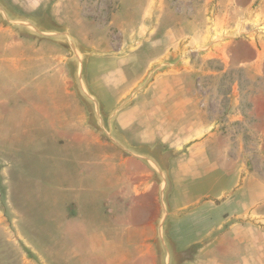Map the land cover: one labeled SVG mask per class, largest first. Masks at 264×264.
<instances>
[{"label": "rangeland", "instance_id": "rangeland-1", "mask_svg": "<svg viewBox=\"0 0 264 264\" xmlns=\"http://www.w3.org/2000/svg\"><path fill=\"white\" fill-rule=\"evenodd\" d=\"M262 10L264 14V0H0V27L10 26L19 35L0 31V54L5 53L7 40L30 37L44 48L48 46L43 40L60 42L64 55L72 58L71 91L76 93L65 94L50 65L29 61L16 85L23 88L24 99L0 92V112L13 103L18 104L15 110L24 111L38 88L47 105L50 100L74 104L75 87L87 83L84 54L107 52L124 59L120 65L128 80L120 92L128 93L123 102L126 112L136 111L132 115L137 126L128 131L135 143L140 142L141 121L147 129L154 121L149 117L151 99L157 104L155 97L161 98L166 89L174 100L188 102L192 116L190 141L177 154L168 144H143L136 196L126 199L123 207L118 202L128 190V167L120 164L123 150L115 142L106 140L102 146L77 142L71 122L53 130L46 119L43 131L29 136H38L39 142L4 140L7 120L0 130V148L5 151L0 158V264H175L174 252L191 248L187 236L199 240L188 264H249V252L230 235L221 239L223 228L202 222L194 235L185 232L182 213L177 214L169 202L185 182L182 164L197 167L198 158L190 150L210 136L206 156L200 160L206 161L212 179L218 175L213 173L220 159L214 152L219 147L214 133L217 138L232 134L236 139L226 145L235 146L238 167L249 172L260 166L261 158L249 157V140L236 136L249 134L253 100L249 87L261 84V79L250 77L249 61L257 48L249 40L263 39L264 18L256 17L249 28V16ZM33 49L26 44L12 52L41 58V51ZM79 62L85 65L77 77ZM4 83L0 75V90ZM132 100L134 104L129 103ZM258 100L264 97L259 95ZM158 128L161 138L163 126ZM172 130L177 135L181 128L174 124Z\"/></svg>", "mask_w": 264, "mask_h": 264}, {"label": "crops", "instance_id": "crops-1", "mask_svg": "<svg viewBox=\"0 0 264 264\" xmlns=\"http://www.w3.org/2000/svg\"><path fill=\"white\" fill-rule=\"evenodd\" d=\"M261 13L259 15L250 13L249 28L252 27L256 17L260 21L263 20V10ZM11 28L6 25V27H0V31L19 37L17 32ZM262 36V40H249V45L257 48L254 59L249 61V69L252 73V76L250 74L249 76L252 79L256 77L261 79L260 85H255L254 88L249 87V94H252L251 98L253 99L252 103H249V134L236 136L238 140H240L239 136H244L249 140V157L261 158L260 166L256 169L250 168L249 172L246 169L243 170L242 166L238 167L240 160L234 159L235 153L233 151L235 149L233 150V148L235 146L232 148V144H229V147L226 145L227 141L236 139L232 138V134L224 137L220 135L217 138L216 133H214L212 137H215L214 139L219 142V147L214 149V152L220 159L216 161L213 173L218 175L212 179L211 175L206 173V161L200 160L201 157L206 156V147L209 146L207 141L211 139L210 136L201 142L199 141L197 146L190 150L189 154L198 158L197 167L191 168L188 162L182 164L181 172L183 175L185 174L182 179L185 182L176 189L177 194L169 202L171 207L178 212L177 214L182 213L181 225L183 229L185 228V232L194 235L196 229L201 228L202 222H210V227L217 225L219 229L225 230L221 235L222 240L230 235L233 241L243 248V251L249 252V264H264V100L256 101L259 95L264 97V35ZM28 38L26 40H7L3 44L2 48L5 53L0 54V75L5 82V87L3 86L0 92L6 93L1 96L14 94L17 97L21 96L23 88L16 85L22 74L28 71L26 63L29 61H33L35 64L42 63L44 66L50 65V73H57L56 76L60 83L64 85L65 94L74 96L76 93L71 91V88L75 85L69 68V61L72 58L64 55L60 42L43 40L44 45L48 46V48H44L41 43L35 42L34 38ZM31 39H33L32 42ZM26 44L32 49L34 47L33 50L39 51V53L41 51V58L32 59L29 54L20 50H17L19 53L12 52H15V47L25 48ZM84 55L87 57V83L82 81V84L79 83V86L75 87L78 94L77 101L71 104L56 103L54 100H50L47 105L41 101L44 91L42 88H38L35 90V97L32 102L25 104L28 107L24 108V111L15 110V105L18 104L13 103L9 110L5 109L0 112V130L3 129V124H6L7 120L9 123L8 134H5L1 139L21 141L28 139L39 142L38 136H33L34 138L29 136L34 131L37 134L42 132L44 119H46L53 130H57L58 124H63L64 121L67 124L71 122L70 131L73 132L74 140L77 142L94 141L101 146L110 140L115 142L123 150L120 164H125L128 167V173L125 177L128 182V190L122 200L118 202L123 207L122 203L125 204L126 199H133L136 196L135 181L137 179L136 174L141 171L138 164H141L143 144L149 146L154 143L160 146L168 144L170 149H174L177 154L183 145H187L190 141L189 124L192 116L188 102L183 99L174 100L166 89L161 98L155 97L157 104L152 102L154 98L151 99L149 117L154 121L148 129L147 125H143L141 121L139 124L140 142L135 143L128 131L132 130L133 126H137L136 117L132 115L136 111L131 115L126 112L127 107L123 106V102L128 93L120 92L121 86L128 80L120 65L124 59L108 55L107 52L96 54L86 52ZM84 65L85 63L82 65L79 62L76 70L77 77H80ZM17 74L19 75L14 77ZM49 92L54 97L55 92L51 90ZM78 96L81 97L82 101L78 100ZM21 97L23 98V96ZM135 101L132 100L129 103L134 104ZM4 103L6 102L1 101V104ZM8 105L9 103H7ZM70 112L74 113L72 120L69 119ZM174 124L181 128L177 135L173 134L172 127ZM31 125H34V128H30ZM160 125L163 126V135L158 138L159 130H161L158 128ZM200 126H198V130L202 129ZM145 127L146 130L143 131ZM56 132L54 131V133ZM43 135L40 134L42 139ZM117 136L123 140L124 144L118 140ZM20 143L23 145L22 142ZM4 153L5 151L0 148V158ZM236 155L238 156L239 152ZM8 156L14 157L13 153H8ZM16 163H19V159L16 160ZM0 165L2 166V164ZM234 165L237 168H232ZM7 166H10V162H6ZM4 168L2 174L7 177L8 169ZM245 171L247 174L243 175ZM191 172L198 174L196 177L186 176ZM209 198L211 199L209 200ZM185 232H181V236L188 235ZM187 238L189 239L188 247H192L199 241L197 237H195V241L191 239V236H187ZM188 263L190 262L186 264Z\"/></svg>", "mask_w": 264, "mask_h": 264}, {"label": "trees", "instance_id": "trees-1", "mask_svg": "<svg viewBox=\"0 0 264 264\" xmlns=\"http://www.w3.org/2000/svg\"><path fill=\"white\" fill-rule=\"evenodd\" d=\"M174 262L175 264H185L187 262L193 261L194 246L182 251L174 252Z\"/></svg>", "mask_w": 264, "mask_h": 264}]
</instances>
